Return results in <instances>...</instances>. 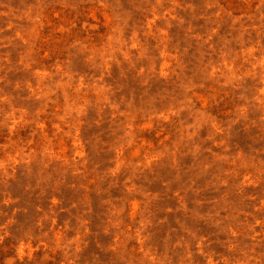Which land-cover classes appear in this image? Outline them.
<instances>
[{"label":"rangeland","instance_id":"obj_1","mask_svg":"<svg viewBox=\"0 0 264 264\" xmlns=\"http://www.w3.org/2000/svg\"><path fill=\"white\" fill-rule=\"evenodd\" d=\"M0 264H264V0H0Z\"/></svg>","mask_w":264,"mask_h":264}]
</instances>
